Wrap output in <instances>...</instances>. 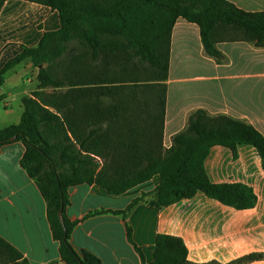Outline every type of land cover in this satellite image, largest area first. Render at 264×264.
<instances>
[{"label":"trees","instance_id":"obj_1","mask_svg":"<svg viewBox=\"0 0 264 264\" xmlns=\"http://www.w3.org/2000/svg\"><path fill=\"white\" fill-rule=\"evenodd\" d=\"M28 1L58 11L61 28L46 33L37 47L24 48L0 70L3 86L6 73L26 60L40 68L37 90L23 99L20 124L0 131V152L13 142L25 145L22 167L47 202L48 220L64 263L103 264L96 255L78 252L72 244L77 223L68 218L66 209L69 190L76 186L97 184L119 196L160 176L156 190L142 194L126 210H97L88 218L112 213L127 220L149 195L154 197L150 205L158 208L198 193L237 210L256 206L258 198L248 185L212 182L206 161L216 146L227 148L235 160L240 146H250L264 169L263 134L243 121L200 110L166 149L164 83L178 19L197 24L207 54L219 58L217 43L234 40L221 38L226 28L236 30V38L264 47V12H245L227 0ZM4 2L0 0V11ZM73 39L79 41L77 48L59 66L55 57L62 54L61 45ZM141 60L159 70L154 82L163 90L155 99L148 93L156 84L140 77ZM127 232L145 262L128 224ZM153 251L150 264H195L188 260V248L180 237L159 234ZM262 257L254 254L230 264ZM21 259L22 254L0 236V264H18Z\"/></svg>","mask_w":264,"mask_h":264},{"label":"crops","instance_id":"obj_2","mask_svg":"<svg viewBox=\"0 0 264 264\" xmlns=\"http://www.w3.org/2000/svg\"><path fill=\"white\" fill-rule=\"evenodd\" d=\"M249 12H264V0H227ZM61 28L58 11L33 1L5 0L0 11V70L24 48H35L43 36ZM237 34V33H236ZM221 56L207 54L200 27L178 19L171 37L167 85L164 147L187 129L190 117L202 110L210 116H228L252 125L264 136V47L239 38L217 43ZM40 68L26 60L5 75L0 86V131L21 122L23 99L39 85ZM26 147L22 142L6 145L0 152V236L14 246L28 264H66L48 220L47 202L36 182L22 167ZM232 153L216 146L206 161L212 182L225 183L212 174L211 158L222 164L221 154ZM236 183L254 190L256 206L237 210L203 193L168 207L150 205L153 195L135 206L127 220L110 214L88 215L97 210L124 211L144 193L160 184L156 175L122 195H110L97 184L69 190L66 214L77 225L72 244L78 252L88 251L103 264H150L159 234L180 237L188 248V260L195 264H230L247 256L259 260L240 264H264V169L257 151L240 146ZM233 183V182H232ZM127 224L132 240H128Z\"/></svg>","mask_w":264,"mask_h":264},{"label":"rangeland","instance_id":"obj_3","mask_svg":"<svg viewBox=\"0 0 264 264\" xmlns=\"http://www.w3.org/2000/svg\"><path fill=\"white\" fill-rule=\"evenodd\" d=\"M236 36H239V34H236V30L233 28H226L223 29V32L221 33V38L223 39H236ZM78 39H73L69 43H66L65 45H61L63 52L61 55L56 56L55 59L60 64L59 66H62L70 57L71 54L74 53L75 49L78 46ZM139 61V60H138ZM60 68V67H59ZM158 69L155 68L151 63H149L147 60H141L140 61V70L139 74L142 79L153 80V83L156 85L153 86V91L151 93H148L149 97L152 99L157 98V96L160 94V92L163 90L161 85H157L154 80L158 77ZM59 71L57 72L59 74ZM166 85V82L164 83ZM160 91V92H159ZM218 157L222 159V164L218 165L215 164L216 156L213 155L211 158V168H212V174L214 176H219L218 180L225 182V183H232L236 181V164L235 159L232 156H228V154H221ZM18 264H24L23 259L18 261Z\"/></svg>","mask_w":264,"mask_h":264},{"label":"water","instance_id":"obj_4","mask_svg":"<svg viewBox=\"0 0 264 264\" xmlns=\"http://www.w3.org/2000/svg\"><path fill=\"white\" fill-rule=\"evenodd\" d=\"M16 137H13L11 140L15 141ZM59 216L62 218V211L59 213Z\"/></svg>","mask_w":264,"mask_h":264}]
</instances>
